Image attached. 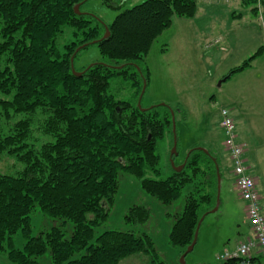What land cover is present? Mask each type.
<instances>
[{"label":"trees","instance_id":"trees-1","mask_svg":"<svg viewBox=\"0 0 264 264\" xmlns=\"http://www.w3.org/2000/svg\"><path fill=\"white\" fill-rule=\"evenodd\" d=\"M87 1L0 0V164L12 161L15 169L0 171V251L7 245L13 264H40L38 258L48 250L51 264H121L137 254L147 256L149 264H166L149 236L113 230L95 238V228L109 217L122 171L165 205L191 186L170 235V244L182 253L195 242L202 218L216 207L222 161L209 150L192 149L184 168L166 180L147 177L161 175L158 143L167 131L173 141L177 136L172 129L176 112L167 105H138L149 86L141 62L153 41L174 17L194 18L199 0H145L121 12L111 25H93L94 17L81 12ZM66 30L72 39L61 48ZM94 44L102 60L75 75V59ZM126 86L132 96L128 101L120 97ZM203 206L207 209L200 214ZM36 209L72 222V236L65 238L53 228L32 237ZM148 218L147 208L134 206L126 220L142 224ZM19 232L26 239L23 249L13 242ZM263 260L254 255L223 264Z\"/></svg>","mask_w":264,"mask_h":264},{"label":"rangeland","instance_id":"rangeland-1","mask_svg":"<svg viewBox=\"0 0 264 264\" xmlns=\"http://www.w3.org/2000/svg\"><path fill=\"white\" fill-rule=\"evenodd\" d=\"M145 0H88L81 6V12L94 17L93 25L102 23L111 25L123 11L141 4ZM203 1V0H202ZM201 1V2H202ZM200 5V0H199ZM213 15L203 13L194 18L174 17L170 27L165 29L152 43L143 62L148 69L149 86L141 100V107L151 108L155 105L171 107L175 112L178 146H174L173 135L167 131L159 141L157 152L160 156L161 175L148 173L153 180L168 179L176 167H180L184 158L192 149L204 148L221 160L219 147L222 131L218 128L221 111V96L226 88L219 87L222 80L221 72L225 64L218 69V63L223 56L214 58L210 53H204V44L217 38H229L232 46L239 54L256 44L264 37V0H224L213 6ZM257 9L256 14L253 12ZM236 11V14L233 12ZM220 25L218 29L208 28V23ZM253 24L254 26H251ZM221 34V35H220ZM72 39L71 30H66L60 39V47ZM194 41L196 43H194ZM200 43V45H198ZM214 45L210 44L209 47ZM207 48V47H206ZM218 47L212 48L216 50ZM213 50V51H214ZM231 56V59L235 56ZM230 58V57H229ZM102 60L96 44L82 50L74 62L76 72H81L86 66ZM230 62V60H228ZM121 92V89L120 91ZM128 86L125 87L124 100H131ZM122 93V92H121ZM129 93V94H128ZM163 112L162 110H160ZM174 130V127L172 126ZM174 132V131H173ZM219 138V139H218ZM176 149L174 160L173 151ZM12 161L0 164L2 174L14 173ZM231 165V164H230ZM250 174L260 171L264 176V158L256 167L249 162ZM222 164L223 175L220 193V207L217 212L208 213L201 225L195 249L186 256V264H223L219 256L226 251H234L240 243L251 237L253 232L249 224L246 203L233 189V181ZM258 194H264V182L258 187ZM191 192V186L183 189L181 196L169 205L163 204L157 198L149 195L141 182L132 174L122 171L119 176V187L115 200L110 208L109 217L105 223L95 228V238L107 231L119 230L134 232L137 236H149L155 245L159 260L166 264H181L184 253L170 244V235L176 222V217L183 213L186 199ZM143 206L149 210V218L142 224H133L126 220L131 208ZM207 206L199 213L203 214ZM60 228L65 238H70L74 229L72 222L50 217L39 209L31 215V236L38 237ZM14 246L23 249L26 239L19 232L13 235ZM0 251V264H13L8 260V246ZM85 252V251H84ZM80 255H77L78 258ZM148 257L143 254L131 256L121 264H149ZM40 264H51V253L48 250L38 258Z\"/></svg>","mask_w":264,"mask_h":264},{"label":"crops","instance_id":"crops-1","mask_svg":"<svg viewBox=\"0 0 264 264\" xmlns=\"http://www.w3.org/2000/svg\"><path fill=\"white\" fill-rule=\"evenodd\" d=\"M201 1L202 0H200L199 6L200 9H203V13L205 12L213 15L215 12H213V9L211 8L224 0ZM233 13L236 14V11ZM197 14H199V10ZM206 26H208V28L212 27L218 29L220 25H217L214 22L213 24L209 22ZM251 26L254 25L251 24ZM194 43L196 42L194 41ZM204 43L205 42H203L205 48L204 53H210L211 56L214 55V58L218 55L220 56V54L223 56L221 57L222 61L218 63L219 70L223 67L220 65L225 64L224 68L221 69L222 72L220 77H222L221 79L223 80L219 86L221 88L223 86L226 87L221 96V110L227 109L231 117L234 119L237 139L240 143L245 144L246 146V165L249 169V173H251L249 162L251 161L253 165H256L257 167L260 165L261 159L264 158V51L251 62L250 66L232 75L231 72L234 69L243 66L245 62L253 57L261 47H264V37H261V40L256 42V44L250 46L249 49L243 50V52H239V54H234L236 51L232 46V40L229 38L226 39L221 37L210 41L207 45ZM211 43L214 45L209 47ZM198 45H200V43H198ZM215 46L218 48L216 50L212 49L215 48ZM233 54L235 56L231 59ZM228 60H230V62ZM220 120L218 122V128L221 130ZM213 141L215 145L214 147H219L221 150V154L223 155L221 158L222 164L225 167V170H228V168L230 169L229 176L234 182L233 189L239 194L236 188V179L232 173L230 155L224 145V134H221L218 146H216V143L218 142L216 140ZM251 175L255 179L257 190L258 185L261 182H264V176H262L260 171H257V174ZM260 197L264 210V194H260ZM252 234L253 235L248 237L246 241L254 239V233ZM255 253L256 255L260 254L259 251H256ZM262 264H264V260Z\"/></svg>","mask_w":264,"mask_h":264},{"label":"built area","instance_id":"built-area-1","mask_svg":"<svg viewBox=\"0 0 264 264\" xmlns=\"http://www.w3.org/2000/svg\"><path fill=\"white\" fill-rule=\"evenodd\" d=\"M220 128L225 137L224 145L232 162L236 188L246 203V212L254 239L242 242L232 252L226 251L220 255L219 259L226 262L234 258H251L256 251L264 256V210L261 197L256 190L255 179L246 165V146L238 141L234 119L227 109L221 110Z\"/></svg>","mask_w":264,"mask_h":264},{"label":"water","instance_id":"water-1","mask_svg":"<svg viewBox=\"0 0 264 264\" xmlns=\"http://www.w3.org/2000/svg\"><path fill=\"white\" fill-rule=\"evenodd\" d=\"M75 9H76L77 14H80V13H81V12H80V5L76 6ZM108 36H109V30L106 31V34H105L104 38H107ZM83 48H84V46L81 47V48H79L78 51H80V50L83 49ZM72 68H73V72H74L75 75H78V76H81V75H82L81 72H76V71H75L74 66H72ZM144 93H145V87H144V89H143L142 95H141L140 100H139V103H138L139 106H141V104H140V103H141V100H142L141 98L143 97ZM173 127H174V133H175V132H176V122H175L174 114H173ZM174 146L177 147V136L174 137ZM200 149L203 150L204 152H208V151H207L206 149H204V148H200ZM173 154H174V155H175V154L177 155L176 149H174ZM189 154H190V153H189ZM189 154H188L187 156H189ZM184 166H185V164L181 165L180 167H176V166H175V163H173V167L175 168L176 171H181V170L184 168ZM218 179H219V185H218V189H219V191H218V200H217L216 207L212 210V212H217V211L219 210V207H220V193H221V184H222V179H221V175H220V173H219V175H218ZM206 215H207V214H206ZM206 215H205V216H206ZM205 216L202 218V220H201V224H202V222H203ZM199 230H200V229H199ZM199 230L197 231L195 242H194V243H193V244L187 249V251L182 255V257H181V264H186V262H185V260H186V256L188 255V253L192 252V251L195 249V246L197 245V241H198Z\"/></svg>","mask_w":264,"mask_h":264}]
</instances>
